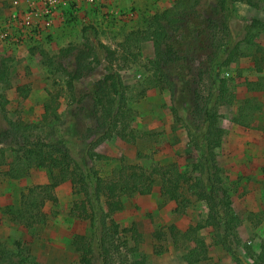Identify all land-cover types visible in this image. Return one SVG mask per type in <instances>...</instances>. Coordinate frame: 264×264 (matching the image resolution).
<instances>
[{
    "label": "rangeland",
    "instance_id": "374dc122",
    "mask_svg": "<svg viewBox=\"0 0 264 264\" xmlns=\"http://www.w3.org/2000/svg\"><path fill=\"white\" fill-rule=\"evenodd\" d=\"M11 1L0 0V21L8 14ZM165 10L171 11L169 19H161L158 24L152 22L153 16ZM234 10L230 24L244 57L231 64L227 72H217L230 80L235 102L231 106L209 103V107L221 116L217 127L225 133L217 150V161L233 210L226 223L235 228L242 242L238 248L240 257L246 264H252V257L259 254L264 242V92H248L244 83L262 78L264 82V55L259 50L264 49V0L237 1ZM61 15L62 19L40 40L0 46V70L7 67L10 77L9 87H6L8 83H0V95L6 100L5 107L0 108V132L6 136L1 139L3 145L11 148V140L18 137L8 122H23L37 125L32 141L39 138L53 145L60 143L63 136L71 146L73 158L86 160L103 178L127 167L123 170L122 183L131 185L136 174L134 168L169 164H176L183 173L193 174L199 155L181 121L195 130L205 117L207 73L230 40L220 32L226 17L216 0H117L111 1L109 7L104 2L81 3ZM254 21L261 25H253ZM192 23L199 24L195 32H191ZM244 25L248 26L247 30ZM87 28H92L86 32L87 36L95 33L100 43L116 50L113 67L126 86L129 108L135 112L133 128L137 131L134 144L114 138L97 147L95 152L104 158L92 163L84 154L85 144L96 133L95 124L86 114L91 106L89 102L74 103L66 89L68 73L81 75L75 83L77 95L88 93L107 74L104 55L84 48L83 33ZM130 32H144L143 37L148 40L139 48L135 43L120 45ZM246 33L248 37L255 36L253 45L242 43ZM154 42L159 43L161 58L165 60V65L159 60L161 72L157 81L154 74L159 68L151 65L156 60ZM69 46L75 49L68 54L65 49ZM95 56L100 64H96ZM246 99H257L262 105L261 113L248 129L231 122ZM7 156L11 161V151ZM40 171L37 182L42 180V175L48 178L46 170ZM26 185L28 180L14 183L0 177V243L16 253L15 242H22L23 255L29 252L37 264H79V256L70 244L74 235H89L90 227L88 222L69 215L77 198L70 189L62 190L60 206L53 205L47 210L56 212L50 215L49 223L26 229L21 223L18 202L19 188ZM184 194L191 205L180 215L173 213L174 203L161 198L158 186L148 196L125 197L123 210L113 215L109 223L121 228L136 225L144 238L140 252L146 264H186L182 256L193 247L192 243L176 250L170 239L163 242L152 238L155 230L165 232L170 225L184 232L204 223L206 205L186 190ZM199 236L208 248L209 257L197 264H243L216 243V230L212 227L201 230ZM154 246H162L164 253L155 255ZM247 250H251V256L246 254Z\"/></svg>",
    "mask_w": 264,
    "mask_h": 264
},
{
    "label": "trees",
    "instance_id": "16d2710c",
    "mask_svg": "<svg viewBox=\"0 0 264 264\" xmlns=\"http://www.w3.org/2000/svg\"><path fill=\"white\" fill-rule=\"evenodd\" d=\"M242 0H216L219 9L225 14L226 20L223 25V32L230 37L224 49L216 57L211 65L208 75V95L206 105L203 108L205 117L200 120L195 130H191L190 125L182 120L185 129L190 136V144L198 153V160L193 174H186L180 171L176 164L165 166L153 165L149 169L141 167L134 168L136 174L131 185L122 183L123 170L114 171L113 176L103 178L93 166H89L86 160L77 161L71 155V146L62 136L60 143L48 144L44 140L34 139L35 124L23 122L9 123L14 128V139L11 140L12 147L3 145L1 139H5V133L0 132V177L18 180L26 178L31 169L46 170L49 183L28 187L20 195V218L22 226L26 229L42 227L48 220L45 212L46 203L58 204L55 189L64 183L71 185L73 196L77 198L69 210V215L77 220L88 222L90 227L89 235H74L71 241V248L79 256V264H146L144 254L140 252L143 243V235L138 231L135 224L121 228L119 225L110 224V218L123 210V198H133L135 196H148L155 186L159 187L161 198L165 202L174 203L173 213L180 215L191 205V200L186 197L184 190L197 201L203 202L207 207V217L204 223H199L195 227L186 231L179 230L175 225H170L167 231L155 230L152 238L155 241L167 242L168 239L173 247L178 250L188 243L193 247L182 256L186 264H197L208 260V248L200 238L199 232L206 227L216 230V243L230 253L232 257L240 263H245L239 255L238 248L242 244L235 228L227 225L226 220L233 213L230 201L229 190L224 185L222 170L218 166L217 150L222 145L224 130L217 127L218 119L221 117L213 113L209 103L214 106H231L235 102V92L231 88L230 80L223 74H218L217 70L228 71L233 63H237L243 56L239 52V44L236 41L238 36L234 34L231 21L235 17L234 3ZM246 4L252 6L249 2ZM171 11L165 10L161 15H155L152 22L158 24L169 19ZM167 22H170L168 20ZM253 25H261L260 22H253ZM191 32L199 28V24H190ZM245 30L248 26L244 25ZM264 28V26L262 27ZM92 29V28H90ZM90 29L84 30L85 45L88 52L104 55L107 61L105 66L107 74L104 78L93 85L88 93L77 95L75 83L79 82L81 75L68 73L66 89L74 103L83 104L89 102L91 111L86 114L95 124L96 133L90 141L85 144L84 154L88 162L100 161L104 158L95 152L96 148L103 143L114 138L127 144H134L137 140V131L133 128L135 112L129 108L126 86H124L121 76L114 69L113 63L116 57V50H111L100 43L95 38V33L86 35ZM94 32V31H93ZM214 34H217L215 28ZM144 32H130L120 45L135 43L137 48L148 40L143 37ZM241 39L242 43L253 45L255 36L253 34ZM159 38V37H158ZM165 32L162 30V40ZM224 41V40H223ZM93 47V48H92ZM75 48L69 46L65 53H71ZM263 51L264 49H259ZM156 60L151 65H165L164 57L161 58V48L158 42H154ZM97 55V54H96ZM96 64H100L98 56H95ZM244 57V56H243ZM4 64V63H3ZM5 65V64H4ZM4 67V66H3ZM7 71V72H6ZM261 71V70H260ZM160 68L154 74V80L160 79ZM7 67L0 70V83H8L10 77ZM248 92L264 90L263 78L259 81L244 83ZM5 97L0 95V108L5 106ZM85 109V108H82ZM262 105L256 99H246L238 107L231 122L235 126L248 129L252 126L256 116L261 113ZM13 146L15 149H13ZM11 151L12 160L9 161L7 152ZM18 252L13 253L7 249L5 243H0V264H37L30 253L22 252V242H15ZM162 246H154L153 253L161 255L164 253ZM246 254L251 256V250ZM30 258V262H27ZM252 264H264V242L257 256L252 257Z\"/></svg>",
    "mask_w": 264,
    "mask_h": 264
},
{
    "label": "built area",
    "instance_id": "2783aa9c",
    "mask_svg": "<svg viewBox=\"0 0 264 264\" xmlns=\"http://www.w3.org/2000/svg\"><path fill=\"white\" fill-rule=\"evenodd\" d=\"M117 0H27L23 7L14 0L8 14L0 21V46L18 45L26 40L38 41L50 32L62 13L81 3L104 2L107 7ZM120 1V0H118Z\"/></svg>",
    "mask_w": 264,
    "mask_h": 264
},
{
    "label": "crops",
    "instance_id": "0c3cea01",
    "mask_svg": "<svg viewBox=\"0 0 264 264\" xmlns=\"http://www.w3.org/2000/svg\"><path fill=\"white\" fill-rule=\"evenodd\" d=\"M14 0H12L9 4H10V6H11V3L13 2ZM16 1H18L19 2V6L20 7H23L24 5H25V3H26V1L27 0H16ZM10 6H9V8H10ZM9 8H8V10H9ZM246 89V88H245ZM247 91V90H246ZM258 92H264V91H257L256 93H258ZM253 93H255V92H253ZM257 100V99H256ZM258 101V100H257ZM258 116V115H257ZM257 116H256V118H255V120L254 121H256V119H257ZM41 169H31L30 170V172H29V174H28V176L26 177V178H22V179H18V180H11V179H6V178H3V179H5V180H7V181H10V182H14V183H17V182H23V181H26V180H28V185H26V186H22V187H20L19 188V192H18V202H19V210H20V195H21V192L24 190V189H26V188H28V187H33V186H39V185H46V184H48L49 183V181H48V178H44L43 177V175H42V180L40 181V182H37L36 181V178H37V176H39L40 175V173H41V171H40ZM68 190V189H70L71 190V185L69 184V183H64V184H61V185H59L56 189H55V195H56V197H57V199H58V206H60V204H61V196H60V192L62 191V190ZM72 191V190H71ZM53 207V205H52V203H46V205H45V212H46V214L48 215V220H47V222H46V224L45 225H47L48 223H49V221H50V219H51V216H52V214H54V215H56V212L54 211V209L52 210V211H49V212H47V210H49L50 208H52ZM51 215V216H50ZM44 225V226H45Z\"/></svg>",
    "mask_w": 264,
    "mask_h": 264
},
{
    "label": "water",
    "instance_id": "95a60500",
    "mask_svg": "<svg viewBox=\"0 0 264 264\" xmlns=\"http://www.w3.org/2000/svg\"><path fill=\"white\" fill-rule=\"evenodd\" d=\"M244 264H246V263H244Z\"/></svg>",
    "mask_w": 264,
    "mask_h": 264
}]
</instances>
